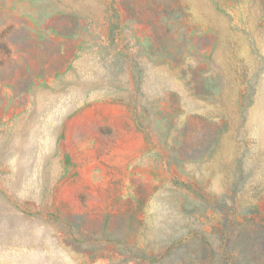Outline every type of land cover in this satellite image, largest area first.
Instances as JSON below:
<instances>
[{
  "label": "rangeland",
  "instance_id": "rangeland-1",
  "mask_svg": "<svg viewBox=\"0 0 264 264\" xmlns=\"http://www.w3.org/2000/svg\"><path fill=\"white\" fill-rule=\"evenodd\" d=\"M0 264H264V0H0Z\"/></svg>",
  "mask_w": 264,
  "mask_h": 264
}]
</instances>
